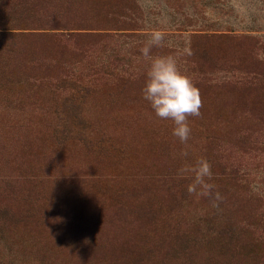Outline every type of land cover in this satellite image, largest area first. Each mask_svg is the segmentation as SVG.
Masks as SVG:
<instances>
[{"label": "rangeland", "instance_id": "374dc122", "mask_svg": "<svg viewBox=\"0 0 264 264\" xmlns=\"http://www.w3.org/2000/svg\"><path fill=\"white\" fill-rule=\"evenodd\" d=\"M21 2L95 30L0 40V264H264V0ZM153 33L201 93L186 144L143 97ZM201 159L218 208L177 176Z\"/></svg>", "mask_w": 264, "mask_h": 264}, {"label": "clouds", "instance_id": "9594fccd", "mask_svg": "<svg viewBox=\"0 0 264 264\" xmlns=\"http://www.w3.org/2000/svg\"><path fill=\"white\" fill-rule=\"evenodd\" d=\"M162 44V34L153 33L141 49L144 57L151 59L143 97L149 101L158 118L173 122V135L186 144L191 135L188 118L201 115L202 97L194 83L179 71L173 58L149 57L151 48ZM181 154L187 156L188 153L184 151ZM177 176L192 179L187 189L190 195L207 197L212 201L213 207H219L223 197L218 191H214L213 184L207 182L212 178L211 165L207 160L201 159L195 165H185L178 170Z\"/></svg>", "mask_w": 264, "mask_h": 264}, {"label": "trees", "instance_id": "16d2710c", "mask_svg": "<svg viewBox=\"0 0 264 264\" xmlns=\"http://www.w3.org/2000/svg\"><path fill=\"white\" fill-rule=\"evenodd\" d=\"M16 9H24V6L21 0H0V40L4 38L14 37V33L22 32V31H36L43 33H50L55 35L57 42L63 43L65 41H69L73 39L77 32L80 31H93L94 26L88 22H75L74 20H51L42 26H32L29 24H19L18 21L25 19V17H18L15 12ZM26 12V11H25ZM131 198H129L130 200ZM134 212L133 215H138V210H132ZM132 215V213H130ZM132 215L133 219L135 217ZM131 219V218H130Z\"/></svg>", "mask_w": 264, "mask_h": 264}]
</instances>
